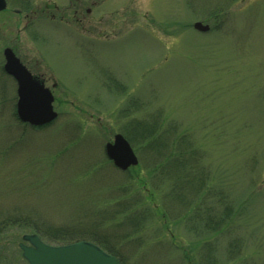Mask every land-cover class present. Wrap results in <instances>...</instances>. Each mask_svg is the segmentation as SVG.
Returning <instances> with one entry per match:
<instances>
[{
    "label": "rangeland",
    "instance_id": "1",
    "mask_svg": "<svg viewBox=\"0 0 264 264\" xmlns=\"http://www.w3.org/2000/svg\"><path fill=\"white\" fill-rule=\"evenodd\" d=\"M7 2L0 210L29 204L68 228L88 225V209L122 264H264V0ZM7 47L53 89L59 118L43 129L18 123ZM153 128L168 136L162 151L188 145L208 194H171L163 173L148 172L161 161L147 145L133 146L139 166L127 172L107 160L116 134ZM198 208L229 213L230 231L200 233ZM23 235L0 239L10 255L1 264H28Z\"/></svg>",
    "mask_w": 264,
    "mask_h": 264
},
{
    "label": "trees",
    "instance_id": "2",
    "mask_svg": "<svg viewBox=\"0 0 264 264\" xmlns=\"http://www.w3.org/2000/svg\"><path fill=\"white\" fill-rule=\"evenodd\" d=\"M227 10L229 11V8H227ZM18 123L20 126H28V124L21 123L20 121H18ZM45 127L47 126L37 127L33 129H43ZM148 130L150 131L129 130L127 131V134L123 133V135L135 148L138 149L142 145H147L151 148V151L153 153L152 156L154 157V159L156 161L159 160L162 162H157L153 168H150L153 170H150L148 172L152 174L156 172H159V174L163 173V175H165L164 180L165 182H167L171 194H182L181 196H183V194H193L194 197L196 195L201 196L202 194H208V192L210 191V189L208 188L209 184L206 182L204 174H202L199 170L198 172L195 171V169H197V165L195 162L196 159L194 158V156L190 155V150L189 148H187L188 145H186V141L183 142L184 145H186V147L184 148H180L182 147V144L178 143L174 144L169 150L162 151L163 146H166L168 144V136L162 134L159 128ZM154 181L156 185L158 179ZM135 182L136 184H133L132 182V187L135 186V190H141L143 187V183L140 181ZM203 186L204 188H201ZM143 188L146 187L144 186ZM200 189L202 190V192L200 191ZM151 200L152 198L148 196L147 201ZM24 207L25 208L23 209H21L22 206H20V208L13 207L10 209L7 208L0 210L1 240H6L7 234L10 233L12 229H18L24 234H37L43 241L52 245H68L86 238L115 256L118 259L119 263L122 264V259L120 260L114 253V250H112V247H115V244H111V242L100 236L98 232H93L97 226L92 227L90 225L94 224L97 220H99V218L90 217L92 215V212H90L88 209L84 213L79 214L82 218L88 217L79 219L89 220L88 225L79 222L80 224H82V226L73 224L71 227L66 228L62 226H55L52 223L50 224V222L48 223L43 218L44 214L39 208L35 206L32 207L29 204H26V206ZM208 210L212 211V209H209V207ZM197 212L198 213L196 215L202 218L201 222L204 223L203 227L200 226V233H204L207 236H212L215 232H219V230H222V232L226 230L230 231V228H222L227 224L226 217L229 216V213H225L222 218L223 214L216 217L210 215L206 216L205 213L201 214V212H199V208L197 209ZM95 215L97 216V214ZM103 215L105 216V214ZM8 252V246L6 247L5 245L4 248H1L0 260H6L8 256L10 257ZM12 255L13 253L11 254V256ZM6 264H19V262L13 256V259L8 260Z\"/></svg>",
    "mask_w": 264,
    "mask_h": 264
},
{
    "label": "water",
    "instance_id": "3",
    "mask_svg": "<svg viewBox=\"0 0 264 264\" xmlns=\"http://www.w3.org/2000/svg\"><path fill=\"white\" fill-rule=\"evenodd\" d=\"M6 9L7 0H0V12ZM194 28L200 32H208L210 29L202 22H196ZM3 55V69L17 83L18 119L32 127H44L54 122L58 113L54 109L53 92L30 73L11 48H6ZM56 87L57 84H54L53 88ZM105 154L121 171L139 164L132 145L122 134H116L113 141L105 145ZM18 247L28 264H119L113 255L89 241L53 246L45 243L37 234H26Z\"/></svg>",
    "mask_w": 264,
    "mask_h": 264
}]
</instances>
